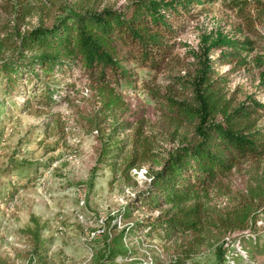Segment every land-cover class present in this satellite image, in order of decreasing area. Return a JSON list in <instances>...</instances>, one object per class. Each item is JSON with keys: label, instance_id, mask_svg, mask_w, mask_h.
Instances as JSON below:
<instances>
[{"label": "trees", "instance_id": "trees-1", "mask_svg": "<svg viewBox=\"0 0 264 264\" xmlns=\"http://www.w3.org/2000/svg\"><path fill=\"white\" fill-rule=\"evenodd\" d=\"M214 1L127 0L114 8L77 0L62 18H48L28 27L29 19L39 15L38 0H0V31L10 54L0 65L3 92L10 94L27 80L30 102L40 108L58 106L61 101L55 95L72 90L69 83L50 81L54 76L63 81L85 78L98 90L111 91L110 86L130 78L125 63L174 75L180 73L177 49L184 48L191 59L187 75L175 77L173 83L190 88L191 102L177 101L166 93L156 99L159 110L190 123L187 133L180 138L172 135L167 148L151 152L143 138L144 120L133 117L114 124L108 135L98 139L97 163L107 167L112 180L125 179L132 169L146 165L148 169L144 190L136 192L120 214L119 225L127 224L113 226L109 241L103 230L105 248L95 252L89 264H198L195 259L210 233L224 229L242 232L240 244L249 240L251 249L242 257L235 250L218 247L216 264H243L240 259L264 252V247L259 249V232L251 228L243 233L255 224L253 219L233 218L236 211L215 215L204 201L209 190L220 188V179L228 178L240 163L264 161V102L246 96L236 103L227 97L225 77L215 68L233 63L244 66L241 53L250 52L254 41L221 32L203 34L197 48L177 40L179 31L196 17L193 7ZM259 7L260 12L254 7L255 19L264 36V5ZM211 51L219 52L216 58L210 56ZM260 85L264 87V81ZM112 103L105 101L103 108ZM21 170L13 167L1 174L10 178ZM40 234V228L31 233L26 264H56L50 255L51 239H42ZM155 239L178 243V248L168 257L154 254L146 245ZM227 252L229 261H225Z\"/></svg>", "mask_w": 264, "mask_h": 264}, {"label": "rangeland", "instance_id": "rangeland-1", "mask_svg": "<svg viewBox=\"0 0 264 264\" xmlns=\"http://www.w3.org/2000/svg\"><path fill=\"white\" fill-rule=\"evenodd\" d=\"M75 1L38 0L39 15L29 19L28 27L48 18H62ZM87 1L117 8L127 0ZM259 4L264 5V0H215L194 6L192 13L196 17L179 31L177 38L194 48L203 34L215 36L218 32L230 38L254 41L250 52L241 53L244 66L235 63L215 66L225 77L227 97L236 103L246 96L264 102V87L260 85L264 81V36L255 19L256 9L261 11ZM4 39L0 31V65L10 57ZM218 53L211 51L210 56L214 59ZM175 55L180 73L156 74L131 62L125 63L131 71L130 78L116 87L110 86L111 91H100L85 78L63 81L54 76L50 81H56L57 85L69 83L72 90L62 92L60 97L55 95L61 102L50 109L30 102L27 80L10 94L3 92L5 82L0 75V264H26L27 245L36 228H40L42 239H51L50 255L56 264H89L93 254L105 248L103 230L108 232L106 241H109L113 226L122 228L127 224L119 225L120 214L126 211L134 194L144 190L148 167L132 169L125 179L112 180L107 167L97 163L98 139L108 135L114 124L133 117L144 120L143 138L150 144L151 152L167 148L172 135L180 138L189 131L187 120L161 111L156 105L157 97L165 93L177 101L191 102L190 88L173 84L175 77L187 75L191 59L184 48L177 49ZM111 100L110 107L103 108L104 102ZM261 124L264 125V116ZM13 167L23 170L12 173L10 178L1 174ZM32 176L36 178L29 181ZM220 185L209 190L204 200L213 210L210 212L216 215L236 211L233 218L253 219L255 224L243 233L251 228L259 232L262 242L259 249H262L264 161L240 163L228 178L220 179ZM241 233L213 230L195 261L216 264V250L221 246L245 256V251L251 248L249 240L240 244ZM146 246L154 254L168 257L178 248V243H159L155 239ZM230 257L227 252L225 261ZM240 261L264 264V252Z\"/></svg>", "mask_w": 264, "mask_h": 264}]
</instances>
